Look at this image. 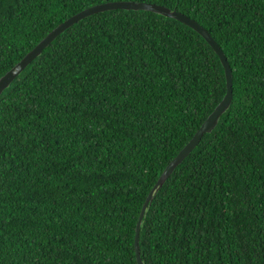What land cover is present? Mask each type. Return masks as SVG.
<instances>
[{
  "label": "trees",
  "instance_id": "obj_1",
  "mask_svg": "<svg viewBox=\"0 0 264 264\" xmlns=\"http://www.w3.org/2000/svg\"><path fill=\"white\" fill-rule=\"evenodd\" d=\"M128 0H0V77L57 25ZM206 28L233 100L158 192L144 264H264V0H133ZM227 91L196 30L114 9L60 34L0 96V264H138L166 166Z\"/></svg>",
  "mask_w": 264,
  "mask_h": 264
},
{
  "label": "water",
  "instance_id": "obj_2",
  "mask_svg": "<svg viewBox=\"0 0 264 264\" xmlns=\"http://www.w3.org/2000/svg\"><path fill=\"white\" fill-rule=\"evenodd\" d=\"M125 9V10H148L155 13H159L166 17L174 18L182 23L190 26L197 32H199L207 42L213 47L215 52L219 55L220 60L225 68V75L227 81V91L221 100V102L215 107L208 118L203 122L199 130L193 136V138L184 146V148L178 153V155L166 166L165 170L155 183L154 187L150 191L144 206L142 208L137 228H136V251L138 264H144L141 256L140 249V232L143 227L145 216L147 215L150 205L154 201L160 189L167 182L169 177L174 173L176 168L189 156L192 151L198 146L206 133H211L216 128L220 119L224 113L228 111L233 100V72L231 65L222 50L221 46L213 38L212 34L204 28L199 22L186 14L179 12L175 9H171L167 6H162L155 3L136 2L133 0L128 1H111L106 3L97 4L86 8L73 16L67 18L65 21L57 25L51 32L48 33L31 51H29L22 60L8 70L3 76L0 77V96L9 88L12 82L23 72V70L31 64V62L43 53V50L47 48L60 34L64 33L68 28L83 20L84 18L96 14L98 12H104L107 10Z\"/></svg>",
  "mask_w": 264,
  "mask_h": 264
}]
</instances>
